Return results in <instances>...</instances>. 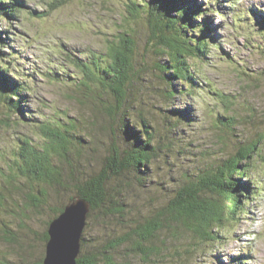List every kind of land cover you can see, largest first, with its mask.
Masks as SVG:
<instances>
[{"label":"rangeland","instance_id":"rangeland-1","mask_svg":"<svg viewBox=\"0 0 264 264\" xmlns=\"http://www.w3.org/2000/svg\"><path fill=\"white\" fill-rule=\"evenodd\" d=\"M22 2L25 9L18 21L0 20V31L7 30L9 38L2 53L12 61L7 66L13 74L6 73L5 78L21 87L18 95L25 102H14L26 114L21 121L8 111V97L3 102L0 95V264L42 260L43 235L54 217L52 210L75 196L71 187L40 185L19 174L6 183L16 170L20 139L29 138L40 148L46 142L40 125L64 126L73 121V134L85 145L78 167L83 176L97 172L112 147L127 144L97 111L96 102L106 100L105 94L80 67V63L90 66L92 53L104 51L105 42L119 31L136 41L133 93L153 128L156 150L161 151L148 169H142L149 176L141 187L127 173L109 182L110 189L125 190L123 212L111 216L90 212L82 253H97L111 240L130 234L166 202L186 173L213 165L235 146L264 136V0H195L202 10H210L194 21H206L213 42L203 62L188 60L196 73V86L169 100L164 98L165 84L157 69L164 60L155 54L146 14L140 9L134 17L128 0ZM216 6L219 14L212 11ZM177 114L185 121L176 120ZM220 117L232 118L233 129L221 124ZM258 149L261 158L257 154L254 159L262 176L259 188L250 185L256 174L239 179L251 191L258 188L256 196L247 200L240 217L220 228L216 243L197 244L189 236L167 240L162 246L153 240L148 246L155 250L142 255L126 241L114 251L115 260L120 264H264V239L251 238L264 237V139ZM41 190L44 197L38 193ZM31 197L38 198L37 207Z\"/></svg>","mask_w":264,"mask_h":264},{"label":"trees","instance_id":"trees-1","mask_svg":"<svg viewBox=\"0 0 264 264\" xmlns=\"http://www.w3.org/2000/svg\"><path fill=\"white\" fill-rule=\"evenodd\" d=\"M128 1L134 17L140 9L146 14L149 38L155 40V54L161 56V60L163 57L164 61L158 64L157 69L160 80L165 84L164 98L169 100L176 94L186 95L189 87L196 86V73L188 60L203 62L213 42L206 21L197 24L194 20L210 10H202L195 0H183L180 3L177 0ZM218 8L216 6L212 11L219 14L221 11ZM24 9L22 0H0V20L9 24L18 21ZM261 22L264 25V19ZM3 34L6 36L3 37ZM7 34V30L0 31V95L4 98L3 102L8 97V111L23 121L26 114L18 103L25 102L18 95L21 87L5 78L6 73H12L7 66L12 61L2 53V49L8 46ZM136 49V41L126 32L119 31L105 42L104 51L92 53L90 66L80 63L86 79L105 94L106 100L96 102L97 111L117 132L123 134L127 144L112 147L101 168L93 174L83 176L78 167L85 145H82L83 140L73 134L76 127L74 122L69 121L64 126L45 123L39 127L46 140L42 147L37 148L26 137L19 140L16 154L18 160L17 164H13L16 170L13 176L6 178V183L13 181L16 174H19L36 184L71 187L75 194L73 197L78 196L89 203V213L102 211L101 213L111 216L123 212L121 207L124 205L125 190L110 189L109 182L114 178L120 179L127 173L133 175L141 187L149 176L142 169H148L161 151L156 150L159 145L154 142L153 128L140 112L133 93ZM225 57L228 59L227 55ZM78 65L75 66L79 67ZM176 83H179V87H174ZM175 117L176 120L185 121L182 114ZM219 120L228 130L233 129L232 118L220 117ZM137 126L140 128L137 129ZM263 139L264 136H259L256 141L243 142L213 165L186 173L172 188L165 203L139 221L130 234L108 242L102 251L82 253L81 248L85 244V238L82 237L76 264H120L113 254L126 241L133 245V251L142 255L155 250L153 246H148L153 240L159 241L162 246L167 240L176 242L183 236H189L197 244L216 243L220 228L240 217L247 200L256 196L262 176L254 157L258 154V158H261L258 146ZM253 174L257 177L253 176L250 185H258V188L251 191L242 186L239 179ZM129 183L128 180L126 186ZM1 191L0 187V199ZM112 192L117 193L113 195ZM38 193L41 197L45 196V190ZM30 201L33 207H37V197H31ZM64 206L52 210L53 219L62 212ZM49 223L50 221L47 228ZM47 240L46 230L43 235L45 246ZM42 260L35 264H42Z\"/></svg>","mask_w":264,"mask_h":264},{"label":"water","instance_id":"water-1","mask_svg":"<svg viewBox=\"0 0 264 264\" xmlns=\"http://www.w3.org/2000/svg\"><path fill=\"white\" fill-rule=\"evenodd\" d=\"M89 211V203L76 196L50 221L42 264H76Z\"/></svg>","mask_w":264,"mask_h":264},{"label":"clouds","instance_id":"clouds-1","mask_svg":"<svg viewBox=\"0 0 264 264\" xmlns=\"http://www.w3.org/2000/svg\"><path fill=\"white\" fill-rule=\"evenodd\" d=\"M262 211H264V209H262ZM252 239H264V237H256V236H253L251 237Z\"/></svg>","mask_w":264,"mask_h":264}]
</instances>
